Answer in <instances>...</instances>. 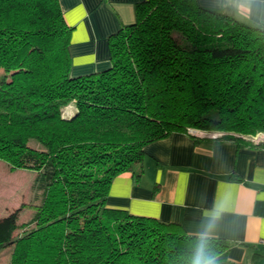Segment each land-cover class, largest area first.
Masks as SVG:
<instances>
[{
  "label": "trees",
  "instance_id": "trees-1",
  "mask_svg": "<svg viewBox=\"0 0 264 264\" xmlns=\"http://www.w3.org/2000/svg\"><path fill=\"white\" fill-rule=\"evenodd\" d=\"M71 30L58 0H0V159L37 171L43 189L23 233L14 236L19 207L0 217V251L13 246L9 264H233L223 238L106 198L116 175L139 176L144 146L173 131L239 140L264 130V22L196 0H143L110 37V65L79 76L69 74Z\"/></svg>",
  "mask_w": 264,
  "mask_h": 264
},
{
  "label": "crops",
  "instance_id": "crops-1",
  "mask_svg": "<svg viewBox=\"0 0 264 264\" xmlns=\"http://www.w3.org/2000/svg\"><path fill=\"white\" fill-rule=\"evenodd\" d=\"M141 1L58 0L72 26L71 76L110 65L109 39L134 22ZM196 1L251 25L264 22V0ZM69 105L71 115L75 107ZM198 132L173 131L147 143L139 176L116 175L106 205L174 222L189 234L223 238L233 264H264V146Z\"/></svg>",
  "mask_w": 264,
  "mask_h": 264
},
{
  "label": "rangeland",
  "instance_id": "rangeland-1",
  "mask_svg": "<svg viewBox=\"0 0 264 264\" xmlns=\"http://www.w3.org/2000/svg\"><path fill=\"white\" fill-rule=\"evenodd\" d=\"M1 73V71H0ZM65 106L62 115H70ZM218 137L224 134L223 131H214ZM232 133V132H231ZM236 134V133H233ZM28 145L39 147L40 144L34 139L28 140ZM43 189L39 185V173L25 168H13L6 161L0 159V217L9 211L19 207L17 216V228L14 236H18L29 228V219L32 217L34 207L29 204H39L42 200ZM13 246H7L0 251V264H9ZM209 264H224L219 256L214 257Z\"/></svg>",
  "mask_w": 264,
  "mask_h": 264
},
{
  "label": "built area",
  "instance_id": "built-area-1",
  "mask_svg": "<svg viewBox=\"0 0 264 264\" xmlns=\"http://www.w3.org/2000/svg\"><path fill=\"white\" fill-rule=\"evenodd\" d=\"M188 132L198 135V129L195 128H188ZM204 135H207L209 137H218L217 134L214 131L206 130V133ZM240 136L247 144L251 146H264V130H259L253 133H243L239 134Z\"/></svg>",
  "mask_w": 264,
  "mask_h": 264
},
{
  "label": "clouds",
  "instance_id": "clouds-1",
  "mask_svg": "<svg viewBox=\"0 0 264 264\" xmlns=\"http://www.w3.org/2000/svg\"><path fill=\"white\" fill-rule=\"evenodd\" d=\"M195 264H202V261L199 257H197L196 261H195Z\"/></svg>",
  "mask_w": 264,
  "mask_h": 264
}]
</instances>
